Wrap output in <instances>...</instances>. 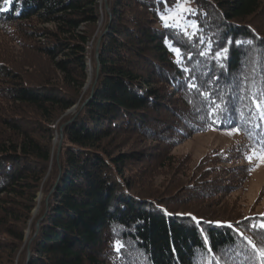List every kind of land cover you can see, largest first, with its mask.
<instances>
[{
    "label": "trees",
    "instance_id": "16d2710c",
    "mask_svg": "<svg viewBox=\"0 0 264 264\" xmlns=\"http://www.w3.org/2000/svg\"><path fill=\"white\" fill-rule=\"evenodd\" d=\"M106 1L108 11L98 0H0V264H195L202 233L228 264H251L234 230L249 236L264 215L225 219L210 200L241 185L245 174L236 181L224 164L242 161L264 133L234 99L247 96L248 59H264V0H190L187 19L204 43L162 27L165 0ZM224 46L221 68L212 56ZM188 81L232 101L244 129L243 144L206 156L193 178L178 175L170 152L228 127L212 123Z\"/></svg>",
    "mask_w": 264,
    "mask_h": 264
},
{
    "label": "snow or ice",
    "instance_id": "6c2138e0",
    "mask_svg": "<svg viewBox=\"0 0 264 264\" xmlns=\"http://www.w3.org/2000/svg\"><path fill=\"white\" fill-rule=\"evenodd\" d=\"M5 3L11 4L12 0H4ZM4 10V9H0ZM195 14V10L190 7V0H175V3L169 7L167 5V0H165V7L162 12H159L162 27L166 29H174L178 34H182L187 40L192 41L194 38L199 40L200 43H204V37L200 34L201 29L196 25L194 21L187 19L189 15ZM191 29V31H189ZM235 43L237 46L245 45L251 46L253 44L252 40L246 41H235L231 39L228 40V45ZM165 44L169 47V50L174 53L176 56V63L178 66L184 64V53L180 48L175 47L168 40L165 41ZM211 43L207 45V52L202 51L200 54L202 56L212 53ZM229 48L228 46L218 47L213 53L212 58L216 60L217 64L223 68V61L228 58ZM189 55V59H190ZM250 65L249 72L243 75V81H247L246 90L247 96L241 97L238 94L234 96V99L240 101H247L243 103V107L248 109V112L251 114V118L254 120H259L261 123H264V59H257L255 57H250L246 62V67ZM183 71H189L187 67L182 68ZM242 81L239 77L235 78L233 81L232 87L234 89L241 88ZM188 88L194 92H198L200 96L203 97L204 101L211 105V107L205 109L206 115L211 118L212 123L224 124L228 127V134L232 135L233 133H241L244 131L238 124L231 119V114L237 109L235 105L230 100H226L225 96L218 95L216 99H209V94L201 92L199 87L194 81H188ZM189 103L192 104L193 101L189 100ZM200 111L199 108L196 109ZM240 118H245V113L240 112ZM259 127V125H255ZM251 136V133H246ZM246 160L251 164L254 160L258 161L259 164H264V133L261 134L259 141L250 149V154L247 155ZM253 168H250L249 171H253ZM193 220H196L193 217ZM197 223H199L197 221ZM229 228L232 225H228ZM249 229L251 235L245 236L243 233L237 231L242 241H246L247 250L250 251L251 255L246 256L247 259L251 261V264H264V218L260 220H252L249 224ZM204 238V246L198 251V256L195 261V264H228V261L225 259V255H216L213 252V249L208 246V238L202 233ZM114 249L119 253L120 248L123 247L122 243L117 240L114 242ZM207 248V251L204 248ZM230 259V257H229Z\"/></svg>",
    "mask_w": 264,
    "mask_h": 264
},
{
    "label": "rangeland",
    "instance_id": "374dc122",
    "mask_svg": "<svg viewBox=\"0 0 264 264\" xmlns=\"http://www.w3.org/2000/svg\"><path fill=\"white\" fill-rule=\"evenodd\" d=\"M99 4L105 8V0H98ZM8 7V3H5L4 8ZM106 10V8H105ZM103 18L101 17L98 22V27L101 26ZM90 55V50L88 51V56ZM86 64L88 65V70L92 75V67L90 66V59L87 60ZM89 74V72H88ZM73 108L68 111L72 112ZM56 142V141H55ZM243 144L242 135L239 133H233L232 135L228 134V130L224 131H208L205 133H200L191 136L177 147H175L170 154L177 157L179 160H176L175 169L177 167V173L189 175L193 178V171L195 167L203 160L206 156L213 154L217 150L221 152H227L232 150V148L237 147L238 145ZM250 154V150H247L243 156V160L237 162L236 164L231 165L224 164V167L230 169L231 173H240L239 176L234 177L237 181L239 177L244 176L241 185L233 191H223L221 195H224L221 198L218 196L212 197L211 202L215 208H223L222 218H233V217H243L248 215H264V164H259V162L254 160L253 163H249L246 160V156ZM186 162L187 164H184ZM145 166H147L145 164ZM234 167V168H233ZM143 168L139 166L137 169ZM250 168H253V171H249ZM233 169V170H232ZM188 170V171H187ZM173 176V172L160 173L158 178L153 180V185L162 182L163 180H170L168 177ZM167 176V178H166ZM217 195V194H216ZM40 198V196H39ZM36 214V211H34Z\"/></svg>",
    "mask_w": 264,
    "mask_h": 264
},
{
    "label": "water",
    "instance_id": "95a60500",
    "mask_svg": "<svg viewBox=\"0 0 264 264\" xmlns=\"http://www.w3.org/2000/svg\"><path fill=\"white\" fill-rule=\"evenodd\" d=\"M106 1V0H105ZM105 8H106V11H108V7H107V4L105 3ZM96 60H98V55H97V46H96ZM88 72L89 71H87V81H86V85H85V88H87L88 87V85L90 84V82H91V79H92V75L91 76H89V74H88ZM95 83H96V80L94 81V84L93 85H95ZM74 109V108H73ZM61 136V135H60ZM56 141V139L54 140V142ZM59 149H60V142L58 143V151H59Z\"/></svg>",
    "mask_w": 264,
    "mask_h": 264
},
{
    "label": "bare ground",
    "instance_id": "6f19581e",
    "mask_svg": "<svg viewBox=\"0 0 264 264\" xmlns=\"http://www.w3.org/2000/svg\"><path fill=\"white\" fill-rule=\"evenodd\" d=\"M89 76H91V72L89 71Z\"/></svg>",
    "mask_w": 264,
    "mask_h": 264
}]
</instances>
